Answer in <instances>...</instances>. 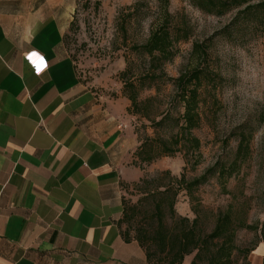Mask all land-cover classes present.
<instances>
[{"label":"crops","instance_id":"crops-1","mask_svg":"<svg viewBox=\"0 0 264 264\" xmlns=\"http://www.w3.org/2000/svg\"><path fill=\"white\" fill-rule=\"evenodd\" d=\"M74 10L0 0V264H151L121 223L144 175L130 101L81 77L64 41Z\"/></svg>","mask_w":264,"mask_h":264},{"label":"rangeland","instance_id":"rangeland-1","mask_svg":"<svg viewBox=\"0 0 264 264\" xmlns=\"http://www.w3.org/2000/svg\"><path fill=\"white\" fill-rule=\"evenodd\" d=\"M159 0H75L73 19L65 32L64 41L68 53L75 61L81 77L95 87L109 90L116 96H124L125 80H137L138 75L148 68V57L139 54L135 44L144 42L150 33L153 20L159 12ZM169 10L175 23H188L192 32L189 40L177 44V54L164 65L168 76L176 77L190 62L193 42L206 41L210 58V69L219 73L203 82L201 92L202 125L194 130L201 139V162L186 168L183 153L162 156L144 165V175L152 176L169 169L175 175L186 172L189 178L198 176L217 161L229 162L238 145L237 133L243 128L252 132L250 154L242 163L240 171L227 182L230 193L223 191L217 175L202 184L196 194L203 210L201 226L210 231L216 215L231 204L236 210H247L248 222L264 221V35L262 28L248 33L241 31L231 36L220 33L232 19L233 14L216 16L203 12L189 0H170ZM130 66V71L123 72ZM168 77H165V79ZM164 79V80H165ZM160 100L154 110H164L173 93L168 81L161 83ZM156 94L154 87H144L141 98ZM158 108V109H157ZM127 121L141 144L145 132L152 134L150 121L140 115L127 112ZM140 162L138 161L139 166ZM137 182V181H136ZM127 200L136 203L141 196L135 182L128 185ZM177 215L193 219L196 214L191 208L186 191L179 194L175 205ZM151 207L145 205L143 213ZM240 214V213H239ZM137 222L129 226L136 233ZM255 233L239 229L237 243L252 246ZM194 253L186 256L193 258ZM236 258L245 263V258L236 253ZM151 264H165L155 262Z\"/></svg>","mask_w":264,"mask_h":264},{"label":"trees","instance_id":"trees-1","mask_svg":"<svg viewBox=\"0 0 264 264\" xmlns=\"http://www.w3.org/2000/svg\"><path fill=\"white\" fill-rule=\"evenodd\" d=\"M189 1L208 14L224 16L232 13L230 22L220 30L222 34L231 36L262 28L264 35V0ZM169 3L170 0H159V12L152 22L148 38L134 45L139 54L148 57V68L138 75L137 80L127 79L124 84V96L130 101L129 113L148 119L153 131L152 134L144 133L135 153V164L139 161L142 169L162 156H174L179 152L186 158L185 168L190 164L195 168L201 162L202 143L194 130L202 125L203 82L220 77L207 64L210 58L208 44L200 40L193 42L189 65L176 77L167 75L164 65L176 56L178 42L189 40L192 32L188 23H175ZM129 71L130 66L123 74ZM163 81L172 84L173 93L166 108L155 111L153 106L160 100ZM144 87H154L156 94L141 98ZM251 137L252 132L242 128L237 133L234 157L229 162L217 161L198 176L189 178L185 171L175 175L164 169L135 182L142 194L136 203L124 198L121 223L129 226L138 223L135 235L131 234L129 226L124 229V234L127 239L135 238L145 248L149 263L182 264L186 256L194 253L190 264H250L249 255L259 243L264 242V221L248 222L247 210L240 212L231 204L217 213L214 227L208 231L201 226L203 206L196 190L211 176L217 175L223 191L230 193L227 182L240 171L249 156ZM182 191H186L190 198L191 208L196 214L193 219L177 215L175 205ZM145 205L151 208L143 213ZM239 229L254 231L252 246L241 247L237 243ZM236 253L245 258V263L236 258Z\"/></svg>","mask_w":264,"mask_h":264}]
</instances>
